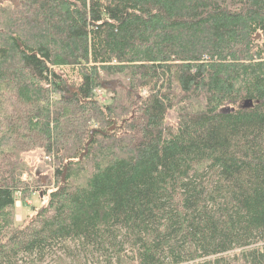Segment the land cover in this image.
<instances>
[{"label": "trees", "instance_id": "trees-1", "mask_svg": "<svg viewBox=\"0 0 264 264\" xmlns=\"http://www.w3.org/2000/svg\"><path fill=\"white\" fill-rule=\"evenodd\" d=\"M0 264H264V0H2Z\"/></svg>", "mask_w": 264, "mask_h": 264}, {"label": "rangeland", "instance_id": "rangeland-1", "mask_svg": "<svg viewBox=\"0 0 264 264\" xmlns=\"http://www.w3.org/2000/svg\"><path fill=\"white\" fill-rule=\"evenodd\" d=\"M118 85V84H117ZM117 85H114L117 87ZM110 87V86H109ZM113 87V86H111ZM103 97L107 99V103L109 104L111 102L113 94L110 93L109 90H105L102 93ZM26 160L31 166L36 167V175L40 179L43 184L46 183L47 178L49 177V172H50V167L46 163L51 162L52 160H47L46 157L43 156V153L41 151L35 152V153H30L25 156ZM48 202V196L44 198H39L35 197L33 204L31 205L30 203L24 204L21 201L18 200V205H17V222L18 224H23L25 218L31 214L34 213L35 211H31V206H34L36 209L42 207L43 205L47 204Z\"/></svg>", "mask_w": 264, "mask_h": 264}, {"label": "water", "instance_id": "water-1", "mask_svg": "<svg viewBox=\"0 0 264 264\" xmlns=\"http://www.w3.org/2000/svg\"><path fill=\"white\" fill-rule=\"evenodd\" d=\"M0 3H2V0H0ZM15 5H18V2L17 1H15ZM117 84H118V82L111 83L110 85L105 86L104 87V90H109V91H112L113 92L116 89V86H114V85H117ZM111 86H113V87H111ZM252 105H253L252 101H247L244 104V108H250V107H252ZM112 131H113V128L109 129V132H112ZM92 135H93V133H92ZM89 144H90V142L86 145V147H89ZM81 159H82V157H81ZM65 178H66V173L63 174V182L66 181Z\"/></svg>", "mask_w": 264, "mask_h": 264}, {"label": "built area", "instance_id": "built-area-1", "mask_svg": "<svg viewBox=\"0 0 264 264\" xmlns=\"http://www.w3.org/2000/svg\"><path fill=\"white\" fill-rule=\"evenodd\" d=\"M103 91H98L96 94V100L99 101L101 104H108L107 103V99H105L102 95ZM47 160H50L49 158H47Z\"/></svg>", "mask_w": 264, "mask_h": 264}]
</instances>
